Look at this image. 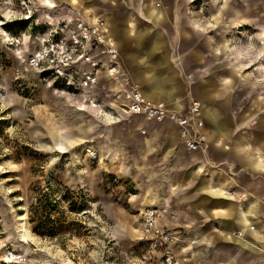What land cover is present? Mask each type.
Returning a JSON list of instances; mask_svg holds the SVG:
<instances>
[{
    "label": "rangeland",
    "instance_id": "rangeland-1",
    "mask_svg": "<svg viewBox=\"0 0 264 264\" xmlns=\"http://www.w3.org/2000/svg\"><path fill=\"white\" fill-rule=\"evenodd\" d=\"M58 1L57 7L48 11L47 8L53 7H45L44 0H0V264H160L159 258L141 241L139 213L128 201L130 198L137 205L133 198L138 193L134 179L143 175L136 172L141 156L113 152L115 139L111 129L102 133V128H95L89 132L92 120L86 111L79 110L83 109L80 103L68 102L70 96L46 87L34 72L26 70L20 57L27 55L28 47L34 48L33 33L41 28L45 30L51 22L48 18L55 24L64 16L83 17L78 10L89 4L107 22L108 18L115 21V34L119 33L118 16L128 18L124 25L129 20L133 25L138 16L154 25L165 22L166 33L171 34L175 26L177 34L195 42L196 53L198 50L207 55L212 53L216 40V54L223 51L227 70L218 68L229 72L215 71L213 59H205L209 68L206 76L222 77L218 81L220 86L212 84L204 93L205 99L212 96V100L203 102L206 108L213 107L215 99L225 98L227 88L235 83L228 91L229 97L219 104L224 126L237 127V136L243 132H260L264 131V0H79L78 8ZM134 12L137 19L133 17ZM25 16H31L30 20L26 21ZM23 25L27 27L22 28ZM151 28L153 33L158 29ZM224 77L228 80L226 83ZM192 81L191 75L189 81L185 80L183 91L202 104L199 93L192 94L190 90ZM213 86L219 90L212 91ZM101 105L104 111L110 107L105 102ZM249 110H255L252 122L238 127ZM100 115L96 112V116ZM56 127L74 139L81 135L91 139L88 143L76 144L67 153L58 152L52 148ZM246 138L233 140L231 145ZM247 139L264 150L263 142ZM222 140L214 141L218 144ZM88 145L94 150L87 149ZM87 150L94 151L96 159L89 158ZM207 150L208 146L204 151ZM108 158L110 164L105 163ZM215 159L220 161L216 166L219 172H226L228 177L241 171L232 162L219 156ZM144 181L149 182L145 178ZM137 182L141 183L142 179ZM47 189L55 191L54 198L59 203L55 214L65 227L51 239L34 234L29 223V206L37 194ZM82 205L83 210H78ZM255 212L260 213L258 209ZM214 229L218 230L211 229L212 234L218 236ZM197 232L202 233L195 231L188 237L181 230L178 235L179 240L185 238L189 242L185 244L181 240L182 245L177 249L187 247L180 253L187 264H190L185 258L187 252L192 255L193 264H202L207 255L203 251L206 245L224 250L221 262L231 246L238 247L219 236L220 242L214 243L208 238L210 244H196ZM252 254L264 264V253ZM12 256L21 259L17 261Z\"/></svg>",
    "mask_w": 264,
    "mask_h": 264
},
{
    "label": "crops",
    "instance_id": "crops-1",
    "mask_svg": "<svg viewBox=\"0 0 264 264\" xmlns=\"http://www.w3.org/2000/svg\"><path fill=\"white\" fill-rule=\"evenodd\" d=\"M111 4L115 5L116 2ZM56 7L55 5L54 8ZM91 10L92 13L87 16L80 10L78 12L87 20L93 16L108 23L110 36L115 41L120 55L118 78L127 81L144 100L152 103L162 101L171 109L184 110L189 102L188 97L191 96V94L187 96L183 91L185 76L189 74L193 76L190 89L192 94L198 92L201 99L203 98L201 116L204 128L202 131L207 137L208 150L207 152H188L180 143L174 126L154 123L141 116L124 115L117 105L109 104L111 95L116 93L115 84L108 83L109 78L104 74L99 75L98 84L92 89V95L99 104L105 102L107 106H112L109 108L113 112L109 111V115L102 118L96 116V112L92 109L82 108L92 120L89 132H93L95 128H102V133L108 128L111 129L110 134L115 139L113 152L116 150V153L120 155L141 156L136 172H141L140 176L143 175L134 179L138 196L135 194L133 198L136 197L134 200L137 205H134L130 198L129 203L138 210V213L150 207L157 210L163 219L168 218L167 221H163V225L175 236L173 249L177 257L182 259L183 264H187V260L180 253L187 247L181 246L180 251L177 249L179 245H182L181 240L185 244L189 242L185 238L179 240L181 230H184L188 237L195 231H202L200 234L195 233L198 237L194 238V242L199 245L208 244L209 238L214 240V243L223 239L238 246H231V251L225 253L226 261L221 262V254L224 250L217 246L206 245L203 251L207 255L202 264H218L219 262H221L219 264H260L261 259L252 253H264V150H261L262 146L252 143L247 138L264 143V131L243 132L237 136V127L227 129L228 127L224 126L219 104L229 97L228 91L234 87L235 83L227 88L225 98L215 99L214 106L206 108L204 102L211 101L213 97L208 96L205 99L204 93L212 84L217 83L220 86L218 81L222 76L212 79L206 76L209 68H207L208 61L205 59L209 57L213 59L215 71L219 73L223 71L221 73L225 74L229 72L218 68L222 66L227 70L223 62V51L221 50V54H216L218 48L216 40L212 53L207 55L199 50L196 53L195 42L177 34L175 26L171 28L172 33L167 34L165 22L154 25L140 16L138 20L132 22L133 25L131 20L124 25L128 18L121 19L122 16H118L119 33L115 34V21L108 18L107 22L104 17L95 12L93 6ZM136 16L135 13L133 17L137 19ZM151 27L158 29L153 33ZM123 74L125 76L120 77ZM223 81L226 83L228 80L224 77ZM217 90H219L217 86L212 87V91ZM69 100L78 103L76 97L70 96L68 102ZM119 102L118 99L117 104ZM254 114L255 110H249L238 127L252 122ZM92 115L95 116L91 117ZM113 115L119 117L121 122L115 120ZM226 136L229 137L223 139ZM241 137L247 138L231 145L233 140ZM86 138L88 143L91 136ZM214 140L222 141L216 144ZM92 147L89 146L87 149L94 150ZM218 156L224 161L240 166L241 171L233 177H228L226 172H219L216 166L220 161L215 159ZM105 163L110 164V158L106 159ZM139 178L142 179L141 183L137 182ZM144 178L149 182H145ZM227 193L231 194L228 196ZM146 196L153 206L143 208ZM254 197L258 199V202ZM257 209L260 213L255 212ZM251 227H254V232L250 231ZM213 228H218L217 232L215 229L213 231L219 233L218 236L222 239L212 234ZM240 232L242 237L239 238L235 234ZM229 235L231 238H228ZM185 258L193 264L190 252L186 253Z\"/></svg>",
    "mask_w": 264,
    "mask_h": 264
},
{
    "label": "built area",
    "instance_id": "built-area-1",
    "mask_svg": "<svg viewBox=\"0 0 264 264\" xmlns=\"http://www.w3.org/2000/svg\"><path fill=\"white\" fill-rule=\"evenodd\" d=\"M30 17L25 16L24 19L27 21ZM48 20L51 22L47 23L45 30L41 28L33 33L34 48L28 47L27 55L20 57L26 70L34 72L46 87L62 95L76 97L84 105H98L92 89L98 84L99 72L107 71L112 74L108 78L116 89L111 102L125 115L141 116L154 123L174 126L180 143L188 152H202L207 148L200 101L188 93L189 102L184 110L171 109L165 102L144 100L127 81L118 78L120 55L104 20L98 18L90 22L79 16H64L55 24H52L53 19ZM37 27L36 23L35 29ZM190 78L191 75L185 76L186 81ZM117 120L120 121L119 117ZM87 153L89 158L96 159L94 151L87 150ZM139 216L140 239L159 258L160 264H181L173 249L175 236L163 225L161 214L149 207L139 211Z\"/></svg>",
    "mask_w": 264,
    "mask_h": 264
},
{
    "label": "trees",
    "instance_id": "trees-1",
    "mask_svg": "<svg viewBox=\"0 0 264 264\" xmlns=\"http://www.w3.org/2000/svg\"><path fill=\"white\" fill-rule=\"evenodd\" d=\"M21 23L24 24L27 22L22 21ZM25 27L27 26L23 25L22 28ZM62 189L72 194L66 187H62ZM55 195V191L47 189L46 192L37 194L29 206V223L32 225L33 233L40 237L54 238L65 228L57 218V214H55L56 207L59 204L54 198ZM64 200L68 199L65 198ZM78 210L82 211L83 205Z\"/></svg>",
    "mask_w": 264,
    "mask_h": 264
},
{
    "label": "bare ground",
    "instance_id": "bare-ground-1",
    "mask_svg": "<svg viewBox=\"0 0 264 264\" xmlns=\"http://www.w3.org/2000/svg\"><path fill=\"white\" fill-rule=\"evenodd\" d=\"M58 2H63V3H67V4H69V5H71V6H73V7H75V8H78V6H79V0H59ZM45 5H48V7H53V8H47V10L48 11H51L50 9H54V6H55V3H56V0H44V2H43ZM82 4V3H81ZM84 14H85V16H87V14H90V13H92V10H91V6L90 5H88L87 7H82L81 9H80ZM94 16H96V15H94ZM83 19H85L84 17H83ZM87 20V19H86ZM90 20V22H95L96 20H97V18L96 19H89ZM88 20V21H89ZM108 24V23H107ZM109 72H107V71H101V72H99V74H104L106 77H108V75H112L111 73H109ZM124 76V74L123 75H121L120 77H123ZM162 92V91H161ZM160 93V92H159ZM168 95V94H167ZM159 95H157V97H158ZM149 96H147V98H148ZM150 99V98H149ZM79 103H80V105L83 107V108H88V109H92L93 111H95V112H97V114H100L101 113V115L99 116V117H103V115H108L109 114V111H111V109L110 110H107V111H104L103 110V106L101 107V104H98V105H94V106H91V105H84V104H82L80 101H79ZM78 103V104H79ZM102 108V109H101ZM203 108V107H202ZM80 111H84V109H79ZM125 115V114H124ZM128 116H131V115H128ZM113 117L115 118V120H117V117L115 116V115H113ZM122 117V116H121ZM94 119V118H93ZM145 119V118H144ZM110 120V119H109ZM147 120V119H146ZM108 121V120H107ZM149 121V120H148ZM94 122V121H93ZM120 122V121H119ZM204 128V127H203ZM88 130H89V128H88ZM178 134V133H177ZM54 137H55V139H54V145L52 146V148L54 149V150H56V151H58V152H61V153H67V152H69V149L71 148V149H74V146L76 145V144H78V145H81V143H86L87 141V139H86V137H85V135H81L79 138H77V139H74V137H72V136H69V133L67 134L65 131H63L62 130V128L61 127H56V132H55V135H54ZM83 145V144H82ZM147 193V192H146ZM145 193V194H146ZM153 195V194H152ZM227 195L229 196L230 194L229 193H227ZM138 196V195H137ZM148 196V195H147ZM146 196V199H145V202L143 203V208L144 207H148V206H153L152 205V203H150L149 201L150 200H148L149 198ZM136 198V197H135ZM134 198V199H135ZM153 200V199H152ZM143 201V200H142ZM140 209V208H139ZM250 226V225H249ZM253 230V232L255 231V229H254V227H251V229H250V231H252ZM237 237H242V233L240 232V233H238V234H235ZM231 235H229V237L228 238H231L230 237ZM23 240L24 241H28V239L27 238H23ZM12 259H16L17 261H20V257L19 256H12ZM15 260V261H16ZM181 261H182V259H181ZM182 264V263H181Z\"/></svg>",
    "mask_w": 264,
    "mask_h": 264
}]
</instances>
